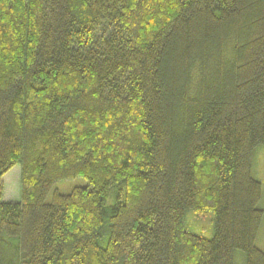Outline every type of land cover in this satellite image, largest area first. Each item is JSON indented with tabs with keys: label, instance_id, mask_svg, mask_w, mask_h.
I'll return each instance as SVG.
<instances>
[{
	"label": "trees",
	"instance_id": "16d2710c",
	"mask_svg": "<svg viewBox=\"0 0 264 264\" xmlns=\"http://www.w3.org/2000/svg\"><path fill=\"white\" fill-rule=\"evenodd\" d=\"M258 144L264 0H0V264H264Z\"/></svg>",
	"mask_w": 264,
	"mask_h": 264
},
{
	"label": "rangeland",
	"instance_id": "374dc122",
	"mask_svg": "<svg viewBox=\"0 0 264 264\" xmlns=\"http://www.w3.org/2000/svg\"><path fill=\"white\" fill-rule=\"evenodd\" d=\"M251 174L261 185V197L258 203L259 208L263 210L262 220L255 238V246L264 249V145L258 144L252 151L250 157ZM20 165H15L11 170L3 175L4 186L3 196L6 200H17L20 197L19 188ZM87 181L83 177H74L70 179L59 180L55 182L46 196V201L52 199V193L58 191L61 194H68L76 186H85ZM112 202V198H109ZM213 213L212 212H193L192 209H186L184 222L187 228L195 234L204 237H211L213 234ZM233 264H246L245 253L239 249L233 252Z\"/></svg>",
	"mask_w": 264,
	"mask_h": 264
}]
</instances>
